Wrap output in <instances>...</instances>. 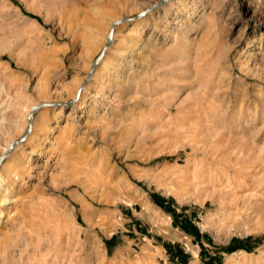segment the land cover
<instances>
[{
	"label": "rangeland",
	"instance_id": "374dc122",
	"mask_svg": "<svg viewBox=\"0 0 264 264\" xmlns=\"http://www.w3.org/2000/svg\"><path fill=\"white\" fill-rule=\"evenodd\" d=\"M107 56L126 83L92 113ZM45 116L76 153L33 157L0 264H264V0H0L1 174ZM221 168L258 175L224 196Z\"/></svg>",
	"mask_w": 264,
	"mask_h": 264
},
{
	"label": "bare ground",
	"instance_id": "6f19581e",
	"mask_svg": "<svg viewBox=\"0 0 264 264\" xmlns=\"http://www.w3.org/2000/svg\"><path fill=\"white\" fill-rule=\"evenodd\" d=\"M144 23L145 22L143 20V21H140V22H137L134 24V31L132 34V37L134 38V44H132L133 46H135V44H137V42L140 40V38L143 35L144 29H145ZM117 46H119V48L122 52V56L125 57L126 54L128 53V50L130 49L129 44L126 42V40H122ZM123 46H124V48H121ZM122 68H123L122 64H118V62H116L114 60V58H111L110 56H107L102 61L101 65L98 69V73H97L98 85L96 87V94L93 95L95 102H94V105L92 107V113H95L97 106H98V103H99V100H101L104 97V95H106V93L111 92L114 89V86H115L114 83H116L118 86L120 84L124 85L126 83L125 80L121 77ZM119 97H120L119 95H116V98H119ZM86 104H88V103L84 97V98H82V101L78 105V108L80 110H82V109H84ZM64 115H65V110L63 108V109H61L59 116L56 118L55 123H59L61 120H63V117H65ZM53 119L45 116L39 122H36V128H34V129H36V131L34 132L33 136L29 139V142H28V143L33 145V148L30 151V156H31L30 162L23 163V164L22 163L21 164L20 163L19 164L14 163V165H12L10 168L11 172H10V175L8 177H6L0 173V217L3 216L5 206H7L9 204V200H8L9 195L17 187L23 188L26 185L27 178L32 177L31 170L35 167V165L31 161L33 160L34 156H36V155H44L45 156L47 154L45 156L47 158L46 163H50V160L54 159L53 157H54L55 153L59 156V158H62V157H65L67 155V153L73 154V152L76 151L75 148H76L77 142L71 140L69 145L64 144L65 146L61 147L62 145L60 146L59 143H61L60 141L63 137H61V136H56L54 138L51 137V135H53V132L56 130V128L53 127V125H52ZM203 129H205V128H203ZM30 131H31V127L29 129V132ZM203 132H204V130L202 131V133ZM40 135L46 136V137L42 138V137H40ZM47 144H51L52 147H50L49 149L45 148V145H47ZM45 149H47V150H45ZM74 153H76V152H74ZM233 155H235V153H232L230 155L229 154L224 155L223 151H221L219 153H213L210 155L208 154V159L211 160V162H215L216 164L219 163L218 164V166H219L220 164L222 165L224 162H227V160H229V161H231L233 159L239 160L242 154H240V153L236 154L234 157H233ZM242 156H243L244 160L249 162L250 159L248 157H251V156L247 157V155L245 153H243ZM232 157H233V159H232ZM238 164H240V163H238ZM208 165H211V163ZM224 165H226V163ZM211 167H213V166H211ZM245 167L248 168L250 166L248 164H245L244 168ZM207 169H209V168H207ZM221 169L223 170V168H221ZM228 169L229 170H226V169L223 170L222 174L220 172L217 173L216 172L217 169L215 170L216 174L213 171L212 172L214 174L208 173V172L206 174V172H204L202 174L203 176L199 177L201 185H204V186L206 185L207 187L210 186V188H212L213 190H216V188H221L220 192H223L225 194L224 196H232L233 194L238 193V191L241 188L243 189L244 186H246V187L249 186L247 178L255 177L256 175H258L264 171V168H262V170L258 174L254 173L250 176L249 175L247 176V174L243 175V173H241V172L239 173V172H237V170H236V172L232 173V172H230V168H228ZM262 183H264V181H262ZM215 192H217V191H215Z\"/></svg>",
	"mask_w": 264,
	"mask_h": 264
},
{
	"label": "water",
	"instance_id": "95a60500",
	"mask_svg": "<svg viewBox=\"0 0 264 264\" xmlns=\"http://www.w3.org/2000/svg\"><path fill=\"white\" fill-rule=\"evenodd\" d=\"M110 40H112V36H111ZM103 54H104V53H103ZM103 54H102L101 57L97 60L96 64L94 65V68L99 64V62H100L101 59L103 58Z\"/></svg>",
	"mask_w": 264,
	"mask_h": 264
}]
</instances>
